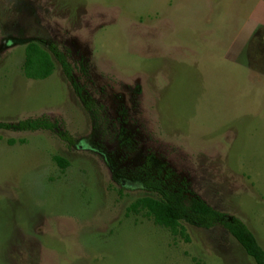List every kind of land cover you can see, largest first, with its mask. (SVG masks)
Segmentation results:
<instances>
[{"label": "rangeland", "instance_id": "rangeland-1", "mask_svg": "<svg viewBox=\"0 0 264 264\" xmlns=\"http://www.w3.org/2000/svg\"><path fill=\"white\" fill-rule=\"evenodd\" d=\"M30 38L84 59L94 130L57 61L23 75ZM41 115L73 142L0 128V264H255L221 227L126 215V174L151 156L264 248V0H0V121Z\"/></svg>", "mask_w": 264, "mask_h": 264}, {"label": "trees", "instance_id": "trees-1", "mask_svg": "<svg viewBox=\"0 0 264 264\" xmlns=\"http://www.w3.org/2000/svg\"><path fill=\"white\" fill-rule=\"evenodd\" d=\"M61 67L75 95L87 112L92 129L99 123V110L89 90V72L84 59L70 60L67 53L55 43L48 42L42 46L36 38H30L24 44L22 72L27 78L44 79L52 74L55 62ZM0 128L7 130L55 131L70 147L73 137L64 128H58L45 115L24 117L16 121H0ZM53 160L62 168L67 160L53 155ZM141 183L142 193L134 198L125 208L126 215H142L170 233L189 240L185 223L197 228L211 229L221 227L241 245L255 264H264V248L260 245L245 221L234 214L216 208L202 198L190 185L186 178L177 177L172 168L157 165L146 155L142 161L128 168L126 174Z\"/></svg>", "mask_w": 264, "mask_h": 264}]
</instances>
